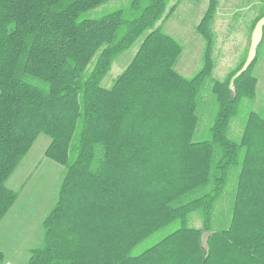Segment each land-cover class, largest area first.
Segmentation results:
<instances>
[{"label":"trees","instance_id":"16d2710c","mask_svg":"<svg viewBox=\"0 0 264 264\" xmlns=\"http://www.w3.org/2000/svg\"><path fill=\"white\" fill-rule=\"evenodd\" d=\"M110 1L0 0V223L19 196L6 184L43 135L45 158L66 174L27 264H264V117L249 112L240 139L229 137L241 100L255 97L259 47L244 74L235 78L242 62L212 83L216 113L208 138L195 142L198 97L214 69L217 0H207L195 28L204 47L191 79L176 70L182 46L159 25L177 2L127 0L87 16ZM261 10L256 23L264 0ZM141 38L122 74L102 88L114 60ZM231 175L227 225L213 230ZM193 213L201 229L187 226ZM174 223V232L132 255Z\"/></svg>","mask_w":264,"mask_h":264},{"label":"rangeland","instance_id":"374dc122","mask_svg":"<svg viewBox=\"0 0 264 264\" xmlns=\"http://www.w3.org/2000/svg\"><path fill=\"white\" fill-rule=\"evenodd\" d=\"M176 2L178 7L174 14L165 22H160L159 25L164 33L182 46L183 51L177 62L176 70L184 78L191 79L202 66L204 43L203 39L195 33V28L207 9V0H173L171 3ZM217 2L218 9L212 23L214 69L211 78L198 97V124L193 137L195 142L208 138L209 128L216 113V102L211 94L212 83L225 80L230 73L237 70L242 62H245L255 20L262 11V0H217ZM127 4V0L110 1L87 13V16H102L125 8ZM142 39L136 41L130 49L114 60L110 71L101 83L102 88L109 89L115 79L122 74L135 56ZM253 76L257 79L255 97L252 100H241L240 112L230 124L229 137L234 141L240 139L249 112H255L264 117V36L258 49ZM49 143L50 140L47 137L39 136L6 184L10 190L19 193L15 206L5 220L4 248L8 250L7 258L14 257L15 253L22 254L25 249L38 246V233L39 236L42 233L41 223L46 213L57 202L66 169L45 158L44 152ZM232 178H234L233 175L230 176L224 195L215 207L213 230L224 228L227 225L234 190ZM186 223L189 228H202L199 213L191 214ZM11 225L16 229L11 231ZM178 227L179 225L174 223L156 232L135 247L132 255L141 254ZM13 264H18V262Z\"/></svg>","mask_w":264,"mask_h":264},{"label":"water","instance_id":"95a60500","mask_svg":"<svg viewBox=\"0 0 264 264\" xmlns=\"http://www.w3.org/2000/svg\"><path fill=\"white\" fill-rule=\"evenodd\" d=\"M263 30H264V17L261 18L254 26V29L250 36V44H249L246 60L242 65L241 69L236 73L235 78L244 74L255 60L257 49L263 38ZM230 89L232 91L234 89L232 87V83L230 85ZM210 235L211 233L209 232L202 233L201 246L205 251H207V240L210 237Z\"/></svg>","mask_w":264,"mask_h":264},{"label":"crops","instance_id":"0c3cea01","mask_svg":"<svg viewBox=\"0 0 264 264\" xmlns=\"http://www.w3.org/2000/svg\"><path fill=\"white\" fill-rule=\"evenodd\" d=\"M257 89V88H256ZM17 201V200H16ZM16 203V202H15ZM15 206V204L13 205V207ZM13 207L10 209V211L8 212V214L4 217V219L1 221V223H0V232H1V230H3L2 231V235L0 236V258H1V261L0 262H4V264H13V263H16V262H18V264H27L28 263V260H29V258H30V253H31V251L32 250H34V249H37V248H39L40 247V245L42 244V240H43V229H42V233L40 234V236H39V233H38V238H37V241H38V246L37 247H35V248H33V249H25L24 250V253L22 252V254H18V253H15L14 254V257H10V258H7L6 257V253L8 252V250L7 249H5L4 248V239H5V236H6V230L4 229L5 228V224H6V222H5V220L7 219V217L10 215V213H11V210L13 209ZM50 211H48L47 213H46V216L48 215V213H49ZM45 216V217H46ZM45 217H44V219H45ZM43 219V220H44ZM43 222V221H42ZM18 224V223H17ZM41 228H42V223H41ZM13 229H16V227H13L12 225H11V231L13 230ZM2 254V255H1ZM2 256H3V258H2Z\"/></svg>","mask_w":264,"mask_h":264}]
</instances>
